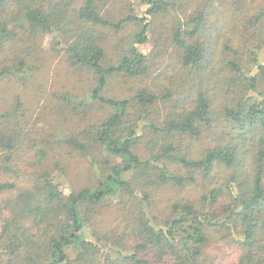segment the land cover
<instances>
[{"label":"trees","instance_id":"obj_1","mask_svg":"<svg viewBox=\"0 0 264 264\" xmlns=\"http://www.w3.org/2000/svg\"><path fill=\"white\" fill-rule=\"evenodd\" d=\"M72 1L0 0V11L17 16L14 20L28 25L33 33L55 38L72 66L85 67L93 74L91 99L108 113L82 138L89 146L101 148L113 162H106L109 171L97 187L68 195L49 172H42L31 189L15 199L27 202L6 219L2 228V263L205 264L207 231L218 228L227 230L242 249L236 264H264V40L254 47L236 50L224 45L225 53L218 56L213 52L215 38L210 34L230 30L233 25L244 31L260 28L264 9L248 16L247 0L205 1V8L185 23L191 25L190 32L182 31L177 20L173 30L172 41L181 49L177 81L182 82V88L165 93L141 88L128 100H118L101 96V91L112 76L137 79L147 75L148 57L136 46L147 42L152 19L165 12L167 0H142L146 5L144 16L128 14L116 22L100 15L96 0H82L70 12ZM126 23L136 24L138 30L121 59L106 65L104 48L94 29L119 31ZM7 24L0 21V37L5 39L10 34ZM207 26L210 30L202 44H186L188 39L198 38ZM215 57L219 59L216 63L225 64L223 74H231L214 76L227 93L220 111L202 85L212 77ZM24 62L19 58L11 66L0 64V78L19 75ZM166 70L159 74H166ZM195 81L200 89L194 90ZM165 102L174 105L173 110L164 113V119L145 118L155 105ZM216 115L221 118L219 130L215 127ZM206 128L213 129L218 143L197 156L184 142L199 139ZM143 130H150L153 141H159L156 152L147 159L135 152ZM11 134L0 136L5 159H9L18 140L14 131ZM62 141L83 156L88 155L85 144L76 137ZM169 166L181 171L175 172ZM216 169L229 170V175L198 200L183 198L171 203L169 215L162 220L149 212L156 188L169 185L183 189L200 178L208 181ZM13 188V184L0 183V193ZM116 191L129 199L139 198V208L115 238L94 228L87 236L84 229L91 225L92 214L82 207L96 206ZM71 249L76 251L74 257L69 255Z\"/></svg>","mask_w":264,"mask_h":264},{"label":"rangeland","instance_id":"obj_2","mask_svg":"<svg viewBox=\"0 0 264 264\" xmlns=\"http://www.w3.org/2000/svg\"><path fill=\"white\" fill-rule=\"evenodd\" d=\"M205 1L207 0H167L165 12L152 19V30L147 35V42L136 46L138 51L148 57L147 75L137 79L122 75L112 76L108 78L101 96L128 100L141 88L160 93L182 88V82L177 81L180 80L178 66L181 49L172 41L173 30L177 27V20L182 24V31L190 32L191 25L185 23L197 10L205 8H203ZM250 1L247 0L248 16L264 9V0ZM81 2L82 0H73L70 12L71 8H78ZM142 2V0H96L100 15L115 22L128 14L142 16L146 9ZM218 5L214 2L216 8ZM219 9L223 8L220 6ZM217 12L219 11H215ZM16 17L8 10L0 11V21H7L6 27L10 30L9 38L0 37V64L11 66L19 58L25 61L19 75L10 74L0 78V136L12 135L11 132L14 131L18 137L14 149L8 155L9 159H5L6 151L0 148V183L14 186L12 190L0 193V234L6 219L12 218L24 202H27L15 199L22 192L30 190L42 172H49L60 184L63 194L68 195L70 192L97 187L98 182L102 181L109 171L110 165L106 162L109 161L110 164L113 162L101 148L89 146L82 138L85 131L96 126L108 113V109H104L91 99L94 87L93 74L85 67L72 66L64 50L56 45L55 38L33 33L28 25L15 21ZM233 26L234 28L231 27L230 30L220 29L219 32L210 33L212 38H215L213 41L216 46L214 45L213 52L216 55H223L221 52H224V45L236 50L246 46L254 47L264 40V20L260 28H251L247 31L239 26ZM94 30L104 48L105 63L111 65L124 55L138 26L126 23L119 31L101 27ZM209 30L208 26L205 27L198 38L194 41L188 39L186 44H202L204 35ZM217 57L211 62L214 67L211 79L202 82V85L211 96L213 106L219 110L225 102L227 93L222 89L220 80L214 76L222 78L231 74L229 71L223 74L225 64L216 63L219 60ZM165 68L166 74L160 75L161 70ZM198 85L199 83L195 81L194 90L200 89ZM16 102L19 104L16 105ZM173 105L168 102L159 103L145 114V118L148 120L153 116L164 119V113L173 110ZM3 116H6V119ZM214 120L215 127H218V130L222 128L218 115ZM212 133V128L210 130L206 128L199 139L184 143L190 145L192 152L198 156L218 143V138L213 137ZM69 136H74L85 144L87 156L64 145L62 139ZM152 138L150 130L141 132L140 143L135 151L141 159H147L156 152L159 141H153ZM169 167L175 172L181 171L174 166ZM212 174L208 181H202L200 178L197 183L183 189L169 185L156 188L151 195L149 212L158 220L166 218L171 203L183 198L198 200L218 182L221 180L223 182L229 175V170L216 169ZM137 199L139 198L129 199L120 196L116 191L96 206H83L82 210L85 208L84 210H89L92 214L89 223L91 225L84 229L86 235L89 236L91 228L114 238L121 234L131 214L139 208ZM207 234V243L203 249L205 264H236L242 255V249L230 233L227 230L212 228ZM2 244L3 242H0V249ZM74 253H76L74 249L69 251L71 257H74ZM3 260L4 256L0 255V264H3Z\"/></svg>","mask_w":264,"mask_h":264}]
</instances>
